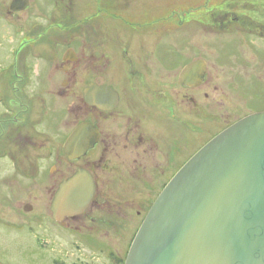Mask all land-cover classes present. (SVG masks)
<instances>
[{
    "label": "flooded vegetation",
    "instance_id": "flooded-vegetation-1",
    "mask_svg": "<svg viewBox=\"0 0 264 264\" xmlns=\"http://www.w3.org/2000/svg\"><path fill=\"white\" fill-rule=\"evenodd\" d=\"M12 1L0 0L2 28L19 29L24 45L46 43L52 45V53L55 45L64 44L66 49L61 60L53 53L57 57L53 72L44 80L24 72L0 73L4 200L14 181L16 187L36 186V191L54 193L53 203L64 181L87 172L94 183L89 206L62 222L52 219L78 242L104 255L108 264H125L141 224L175 174L227 127L264 111L236 110L228 98L242 75L237 59L246 55L243 49L257 57L252 42L234 40L229 58L238 72L233 73L220 72L224 67L219 56L210 63L203 48L205 27L216 35H249L254 44L263 46L264 7L242 8L236 3L205 22L201 13L191 10L173 17L156 15L151 0L143 2L147 8L135 11L124 8L129 4L125 0H52L46 5L28 0L22 11H12ZM93 9L82 18L76 15ZM11 17L16 18L14 23ZM65 31L69 42L60 41L67 39ZM20 49L14 51L17 66ZM69 52L74 56L68 57ZM81 62L82 75L77 71ZM80 75L84 83L78 88ZM61 77L65 83H58ZM222 89L225 92L220 93ZM55 99L67 101L69 116L62 120L66 130L62 133ZM224 103L235 112L221 117L217 108ZM76 106L83 113L81 118L75 116ZM82 123L90 126L86 151L70 158L64 145ZM24 208V212L32 210ZM114 240L116 244L110 243Z\"/></svg>",
    "mask_w": 264,
    "mask_h": 264
},
{
    "label": "water",
    "instance_id": "water-1",
    "mask_svg": "<svg viewBox=\"0 0 264 264\" xmlns=\"http://www.w3.org/2000/svg\"><path fill=\"white\" fill-rule=\"evenodd\" d=\"M28 5L13 0L11 9ZM89 127L82 123L66 141L70 158L86 151ZM93 195L91 176L78 172L56 193L53 219L81 215ZM125 264H264V111L223 130L175 174L141 224Z\"/></svg>",
    "mask_w": 264,
    "mask_h": 264
},
{
    "label": "rangeland",
    "instance_id": "rangeland-1",
    "mask_svg": "<svg viewBox=\"0 0 264 264\" xmlns=\"http://www.w3.org/2000/svg\"><path fill=\"white\" fill-rule=\"evenodd\" d=\"M6 1L9 2L10 0ZM144 1L125 0L124 3L129 4L124 5V8L133 11L147 8L145 3H143ZM48 2H52V0H41V3L44 5ZM236 3H239L242 8L249 6V4H251V7H264V2H261V0L150 1L156 15L165 14V16L173 17L174 14L191 10L193 14L197 12L201 13L200 15H203L205 22L211 20L210 16L214 13L236 7ZM56 7L57 5L55 4V12L58 14L60 12H58ZM92 12H94V9L93 11L76 15H80L79 17L82 18L85 14H91ZM50 14L52 16V13ZM0 16L2 15L0 14ZM15 20V17H11V23H14ZM39 22L45 23V19H40ZM56 22L57 20L53 24L55 25ZM59 27L60 23L57 22L55 34H58L57 29ZM6 28H2L0 25V73L8 71L24 72L28 77L42 80L51 76L53 72L52 63L57 59L53 53L56 54L57 52L58 60H61L62 53L66 49L64 44L61 46L55 45L57 50L54 49L55 52L52 53V45L46 43L42 45L36 43L24 45L25 37L21 36L19 29H15L13 26ZM172 28H175L173 24ZM204 32V58L211 63L219 56L221 65L224 67L220 72L232 70L231 72L233 73L234 70L237 71L236 68L233 69V65L235 64L233 59L229 58L234 49V40L247 39L252 42L253 49L257 51V57L252 56L248 48L243 49L246 55L237 59L239 72L242 75L234 81L232 86L234 89L231 91V94L228 95V91L226 93L229 102H232L236 110L245 108L246 112H254L264 109V67L260 68L262 58H264V45L262 46L259 43L254 44L253 37L246 36L245 34L233 35L225 33L216 35L210 29H207V27H205ZM65 35H67L68 39L69 32L65 31ZM64 39H60V41L69 42V39ZM22 43L24 46H22ZM216 46L219 47L217 51H215ZM20 48L22 49V53L19 56V64L17 66L14 63L17 56L14 51ZM215 70L217 71V69ZM77 71L82 75L84 72L83 62L78 65ZM81 75L79 76L80 79H78V88L83 87L84 83ZM62 80L61 77L57 81L59 83ZM62 83L65 82L62 81ZM66 85L68 86L69 84ZM59 87H62V85H59ZM221 92L225 91L222 89ZM55 101L59 107V115L56 118L60 122L59 130L62 133L66 131L61 124L62 120H65L69 116L66 109L67 101L63 99H55ZM234 112L230 110V105L227 103L217 108V113L221 117H225V113L230 115V113ZM82 114V111H79V108L76 106L75 116L81 118ZM14 183L16 182H12V185H15V187L12 186L9 198H5L7 202L4 200V191L0 189V264H75L77 262H81L82 264H108L104 255L96 252L92 247L78 242L74 236L67 234L66 230L54 222L51 212L54 193L36 191L34 189L36 186L16 187ZM28 204L32 206V210L24 212L23 208ZM76 242L80 245L79 250L75 247ZM110 243L116 244L117 242L114 240L110 241Z\"/></svg>",
    "mask_w": 264,
    "mask_h": 264
}]
</instances>
